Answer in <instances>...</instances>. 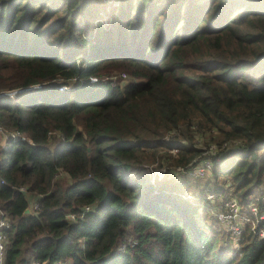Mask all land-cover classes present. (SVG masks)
I'll return each mask as SVG.
<instances>
[{
	"label": "trees",
	"instance_id": "16d2710c",
	"mask_svg": "<svg viewBox=\"0 0 264 264\" xmlns=\"http://www.w3.org/2000/svg\"><path fill=\"white\" fill-rule=\"evenodd\" d=\"M2 78L0 126L30 141L0 148L3 264H264L258 232L235 254L188 179L142 166L188 170L216 131L208 190L264 211V0H0Z\"/></svg>",
	"mask_w": 264,
	"mask_h": 264
},
{
	"label": "built area",
	"instance_id": "2783aa9c",
	"mask_svg": "<svg viewBox=\"0 0 264 264\" xmlns=\"http://www.w3.org/2000/svg\"><path fill=\"white\" fill-rule=\"evenodd\" d=\"M67 88L65 86L59 87L60 91H64ZM24 141L30 143V141L22 136L19 135L16 132H7L2 126H0V147L2 150H6L10 146V142L14 141ZM225 144L222 145L224 147ZM209 155L206 158H203L202 160H199L197 163H194V165H191L189 167L192 170L191 174L194 177L198 176H205L212 168L213 163H218V161L221 160V158L214 159L215 153H216V146L211 145L209 147ZM215 160V162H214ZM2 182V181H1ZM3 183V182H2ZM25 188H20L19 190L24 191ZM210 192L209 190H207ZM210 198L211 197H221L222 206H219L220 208L218 212L215 214V217L217 220L222 224L223 226V232L227 235L229 240L232 243L233 251L235 254H238L239 248H240V241L242 238V234L244 231L245 226H249L250 230L254 233L259 234L261 238L264 237V234L262 231H256V227L259 225V223H262L264 221V211H260L258 206L254 203V201H251L247 206V212L243 213L241 206L235 197L234 194L227 192L225 196L221 195L220 193H212L210 192ZM208 194L204 196L206 197ZM209 198L207 197L206 200ZM261 200H264V196L261 197ZM36 204L34 203L32 210L36 209ZM72 217V216H71ZM70 217V218H71ZM9 228V219L7 216H5L0 208V264H3L4 257H5V250H6V231ZM124 248V245L122 244L118 251L122 250ZM35 264V263H33ZM54 264H69V262H57Z\"/></svg>",
	"mask_w": 264,
	"mask_h": 264
},
{
	"label": "rangeland",
	"instance_id": "374dc122",
	"mask_svg": "<svg viewBox=\"0 0 264 264\" xmlns=\"http://www.w3.org/2000/svg\"><path fill=\"white\" fill-rule=\"evenodd\" d=\"M108 11L109 10L106 8V12H108ZM98 15L100 18L98 21L101 23V25L103 27H106L110 21L109 17H108V13L101 11ZM59 32H61V31H58V33ZM101 79L111 80L112 83L117 82L120 85H123L128 81V75H126L123 72H110L108 74L102 75ZM2 80H3V78L0 80V86L6 84V82H3ZM91 81H96V78H92ZM71 83H74V82H71ZM2 90L3 89H1L0 92H5V90L4 91H2ZM10 93H12V92H10ZM194 136H195V139H194L195 146L199 150H201V155L198 158H195L196 163L199 160H202L203 158H206L209 155H211L209 153V151H210L209 147L211 145H216V152L219 150L217 142L210 141V140H213V138H215L217 136L216 131L206 132V133H204V135H201L200 133H195ZM233 146H235V144H232V145H231V143L227 144L228 149L233 148ZM224 158L222 157L221 160L218 161V164H221L224 166L226 164V162L224 161L225 160ZM214 162H215V160H214ZM155 165L156 164H154V163L142 164V166L144 168H146V170H148V172L150 174V176H149L150 183L155 184L156 182H159L163 179H170V180H173L176 182H180V181H183L184 179H188L187 181L189 182V189L187 190V193L185 194V196L183 198L189 199L192 202H197L198 199H200L201 197L203 198V196L208 194L207 197L209 198L208 199L209 204H208L207 209H206L207 212H204V211H202V212H204L203 214L206 217L207 216L208 217H211V216L215 217V214L220 209L218 207L222 206L223 201L221 200V197L220 198L219 197H217V198L211 197L210 198V194H209L210 192L207 191L208 189H211L210 187H212V185L214 184V179H213L211 170L205 176L194 177L191 174V172H192L191 168H190V171H189V169L188 170L177 169V170L173 171L172 173H166L164 171V169L161 168V170H159V168H156ZM164 175L169 176V177L168 178L164 177ZM58 177L62 183H69V180L63 174H59ZM229 192L232 193L231 191H229ZM232 194H234V193H232ZM207 197H206V199H207ZM28 200L30 203L29 204L30 206L28 208L30 209V213H31L33 205H34V200L29 195H28ZM208 223H210V221H208ZM218 224L220 226L221 233L224 234L223 236L220 237L219 244L221 246H226L227 244H230L231 242L229 241V239H227L228 238L227 235L223 232L222 224L219 221H218ZM126 241L130 242L132 245H134L136 243L135 239L132 236L127 237ZM231 247L233 248L232 243L230 244V248Z\"/></svg>",
	"mask_w": 264,
	"mask_h": 264
},
{
	"label": "water",
	"instance_id": "95a60500",
	"mask_svg": "<svg viewBox=\"0 0 264 264\" xmlns=\"http://www.w3.org/2000/svg\"><path fill=\"white\" fill-rule=\"evenodd\" d=\"M29 214H30V209L26 208L25 211H24V215H29Z\"/></svg>",
	"mask_w": 264,
	"mask_h": 264
}]
</instances>
